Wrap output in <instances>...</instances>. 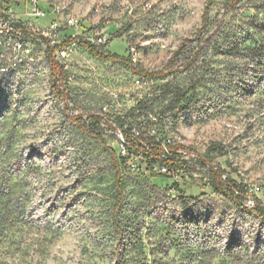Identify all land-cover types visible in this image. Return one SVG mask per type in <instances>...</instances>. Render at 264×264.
Returning <instances> with one entry per match:
<instances>
[{
	"label": "rangeland",
	"instance_id": "rangeland-1",
	"mask_svg": "<svg viewBox=\"0 0 264 264\" xmlns=\"http://www.w3.org/2000/svg\"><path fill=\"white\" fill-rule=\"evenodd\" d=\"M13 1L33 29L21 50L0 34V264H264V222L218 193L184 200L125 171L112 125L90 117L110 105L145 143L190 146L199 157L187 176L203 181V156L219 142L226 154L215 165L264 184V0H39L84 23L64 26L60 43L75 35L122 57L79 43L58 50L61 94L38 28L52 18L25 16L30 0ZM127 59L148 71L172 63L148 79Z\"/></svg>",
	"mask_w": 264,
	"mask_h": 264
},
{
	"label": "trees",
	"instance_id": "trees-1",
	"mask_svg": "<svg viewBox=\"0 0 264 264\" xmlns=\"http://www.w3.org/2000/svg\"><path fill=\"white\" fill-rule=\"evenodd\" d=\"M12 2L13 0H7ZM215 0H209V4H212ZM79 43L84 48L93 53L97 58L104 60H119L122 59L120 55L108 53L105 54L99 50V48L88 41H83L79 37H70L64 41L63 45H69L71 43ZM57 47L50 46L48 47V59L51 67V91L56 94H61V83L62 80L66 77V71L64 66L60 63L56 56ZM126 60V59H123ZM126 61L131 69L142 77L148 79H162L168 73V68L172 63V60L165 65L161 70L158 71H148L146 69L136 67L131 59ZM184 98V95L178 97V101ZM91 119L94 122H100L101 116L99 114H91ZM75 122L80 123L79 116H73ZM120 122L125 124V119H120ZM128 139L132 142L133 152L139 156V165L141 167L139 173L141 175H149L152 177L153 182L162 188L175 190L177 191L184 200L195 197L198 194H208L209 192L218 193L229 201H231L235 207L240 210L247 211L253 214L261 222H264V200L260 197H255V205L248 206L246 204V199L249 197V186L243 182H239L232 177L230 173L226 170L224 166L215 165L213 162V155L218 153L220 155H225V147L219 143L214 142L211 144L206 154L203 156L202 164L204 167L209 168V180L203 181L196 179L195 177L187 176V171L189 170L190 162L182 157V154L179 153L180 149L191 150V147L181 143L176 142L175 144L169 145V154L166 158L162 157L163 150L157 147H144L139 139H135L131 133L130 129L126 131ZM121 165L125 168V171L134 173L131 170L130 162L128 158H121ZM161 163L169 167V172H161L156 169L155 165ZM120 173V170H119ZM179 174V175H178ZM157 177H166L174 179V183L171 185L160 186L156 183L155 178ZM118 187L121 189V176H119L117 181ZM197 186L200 189V192L195 194L193 192L194 187ZM187 203V202H186ZM186 206V205H185Z\"/></svg>",
	"mask_w": 264,
	"mask_h": 264
},
{
	"label": "built area",
	"instance_id": "built-area-1",
	"mask_svg": "<svg viewBox=\"0 0 264 264\" xmlns=\"http://www.w3.org/2000/svg\"><path fill=\"white\" fill-rule=\"evenodd\" d=\"M28 3L31 4V8L29 10H26L23 15L25 16H34L36 18H52L50 21V25L47 27H43L41 30V27H38L40 30V33H42V37L48 42V47L53 46L57 47L56 53L58 50L63 49V47L68 45H63V43H60L57 40L58 35L62 34L63 27H67L70 29H76L77 32L79 29H82L84 26V23L82 19L76 15H69L67 17H64V19H57L55 7L54 5H49L48 7L41 5L39 0H30ZM16 1L8 2L7 0H0V34L5 37L8 41H13L15 45V49H27L25 46L24 41L22 40V36L25 33V31L29 29H33V27L28 24L25 20L21 19L18 13H16ZM70 37H77L75 35H72ZM68 37V38H70ZM96 40L99 43L106 42V38L103 36H96ZM67 38V39H68ZM65 39V41L67 40ZM76 43V42H74ZM72 44V43H71ZM70 45V44H69ZM131 52L133 54L134 60H136V48L133 47L131 49ZM57 56V54H56ZM58 58V57H57ZM112 108L110 105H106L102 107L101 112L99 115L101 116V122L102 124L109 123L112 125L116 137H117V143H118V154L121 158H128L131 166V170L134 173L140 172V165H139V156L133 152V145L132 142L128 139L126 131L127 129L131 130L132 135L135 139H139L140 143L147 148L150 147H157L163 150L162 157L166 158L169 154V145L175 144L176 141L172 138H166L163 141H156L154 140L153 143H145L141 130L131 126L127 121L125 124L120 122L119 118H114V114L112 113ZM153 123H156L158 119L156 117L153 118ZM120 122V124H119ZM179 153L182 154V157L188 160L189 162L191 160H197L199 155L192 150L187 149H180ZM156 169L161 172H169V167L166 165H162L161 163H157L155 165ZM179 175V174H178ZM249 186V185H248ZM249 197L246 199V204L248 206H254L255 205V197L264 194V184H253L249 186Z\"/></svg>",
	"mask_w": 264,
	"mask_h": 264
},
{
	"label": "bare ground",
	"instance_id": "bare-ground-1",
	"mask_svg": "<svg viewBox=\"0 0 264 264\" xmlns=\"http://www.w3.org/2000/svg\"><path fill=\"white\" fill-rule=\"evenodd\" d=\"M54 7H55L56 16H59L60 9H59L58 6H56V5H54ZM57 19H59V18L57 17ZM60 19H61V18H60Z\"/></svg>",
	"mask_w": 264,
	"mask_h": 264
}]
</instances>
